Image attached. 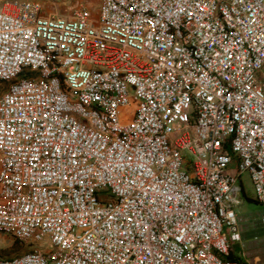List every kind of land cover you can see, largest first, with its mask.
Masks as SVG:
<instances>
[{
  "label": "built area",
  "instance_id": "built-area-1",
  "mask_svg": "<svg viewBox=\"0 0 264 264\" xmlns=\"http://www.w3.org/2000/svg\"><path fill=\"white\" fill-rule=\"evenodd\" d=\"M48 2L0 0V232L46 245L0 264H246L264 0Z\"/></svg>",
  "mask_w": 264,
  "mask_h": 264
},
{
  "label": "rangeland",
  "instance_id": "rangeland-1",
  "mask_svg": "<svg viewBox=\"0 0 264 264\" xmlns=\"http://www.w3.org/2000/svg\"><path fill=\"white\" fill-rule=\"evenodd\" d=\"M86 0H50L47 14L69 16ZM2 88L7 87L4 83ZM242 184L246 194L242 203L235 207L238 215L242 240L233 245L231 257L234 261H244L246 264H264V203L255 197V190L250 175L242 176ZM42 243H27L15 239L11 235L0 232V258H9L19 255L32 247H45Z\"/></svg>",
  "mask_w": 264,
  "mask_h": 264
},
{
  "label": "trees",
  "instance_id": "trees-1",
  "mask_svg": "<svg viewBox=\"0 0 264 264\" xmlns=\"http://www.w3.org/2000/svg\"><path fill=\"white\" fill-rule=\"evenodd\" d=\"M241 184H242V182H241ZM242 185H243V184H242ZM242 194L245 195V196H247L248 199H253V198H251L250 196H248V195L246 194V190L244 189V186H243V188H242ZM229 259L233 260L232 257H231V254L229 255ZM233 261H234V260H233Z\"/></svg>",
  "mask_w": 264,
  "mask_h": 264
},
{
  "label": "bare ground",
  "instance_id": "bare-ground-1",
  "mask_svg": "<svg viewBox=\"0 0 264 264\" xmlns=\"http://www.w3.org/2000/svg\"><path fill=\"white\" fill-rule=\"evenodd\" d=\"M133 106H135V105H133Z\"/></svg>",
  "mask_w": 264,
  "mask_h": 264
}]
</instances>
